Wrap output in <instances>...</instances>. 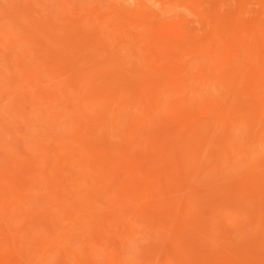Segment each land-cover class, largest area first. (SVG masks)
<instances>
[{
  "label": "rangeland",
  "instance_id": "374dc122",
  "mask_svg": "<svg viewBox=\"0 0 264 264\" xmlns=\"http://www.w3.org/2000/svg\"><path fill=\"white\" fill-rule=\"evenodd\" d=\"M263 27L264 0H0V264L261 263Z\"/></svg>",
  "mask_w": 264,
  "mask_h": 264
},
{
  "label": "bare ground",
  "instance_id": "6f19581e",
  "mask_svg": "<svg viewBox=\"0 0 264 264\" xmlns=\"http://www.w3.org/2000/svg\"><path fill=\"white\" fill-rule=\"evenodd\" d=\"M215 1H216V0H215ZM228 1H229V0H228ZM230 2H231V1H230ZM206 4H207V3H206ZM204 5H205V4H204ZM76 6H77V5H76ZM208 7H209V6H208ZM217 7H218V6H217ZM78 8H79V7H78ZM248 8H249V6H248ZM231 10H232V9H231ZM239 13H240V12H239ZM244 13H245V12H244ZM239 15H240V14H239ZM201 16H202V15H201ZM11 18H12V17H11ZM93 19H94V18H93ZM259 19H261V18H259ZM21 22H22V21H21ZM258 25H259V24H258ZM27 26H28V25H27ZM253 28H254V27H253ZM256 28H258V27H256ZM263 28H264V27H263ZM201 31H202V30H201ZM261 31L264 32V29L261 30ZM237 32H238V31H237ZM202 33H203V32H202ZM263 35H264V34H263ZM259 36H261V34H259ZM261 37H262V36H261ZM258 38H259V37H258ZM258 38H257V39H258ZM44 39H45V38H44ZM262 39H263V37H262ZM47 41H48V40H47ZM35 42H36V41H35ZM257 43H258V42H257ZM11 45H12V44H11ZM56 48H57V47H56ZM21 57H22V56H21ZM192 57H193V56H192ZM21 66L23 67V64H21ZM106 66H107V65H106ZM15 67H16V66H15ZM98 67H99V66H98ZM23 68H24V67H23ZM99 68H100V67H99ZM25 69H26V68H25ZM93 69L96 70L95 68H93ZM97 70H98V69H97ZM24 71H25V70H24ZM90 73H91V72H90ZM28 74H29V73H28ZM86 75H87V74H86ZM30 76H31V75H30ZM33 76H34V75H33ZM87 76H88V75H87ZM36 78H38V80H40L38 76H37ZM84 78H85V77L83 76V79H84ZM33 79H35V77H33ZM73 79H76V78H73ZM73 79H72L71 81H73ZM65 80H67V79H64L63 81H65ZM25 81H26V80H25ZM29 81H30V80H29ZM74 81H77V80H74ZM26 82H27V81H26ZM67 82H69V80H68ZM24 83H25V82H24ZM64 83H65V82H64ZM71 83L73 84V82H71ZM82 83H83V82H82ZM72 84H71V85H72ZM229 84H230V83H229ZM69 85H70V84H69ZM71 85H70V86H71ZM74 85H75V84H74ZM77 85H78V84H77ZM105 85H106V82H105ZM163 85H164V84H163ZM165 86H166V85H165ZM63 87H64V86H63ZM79 88H80V87H79ZM28 89H29V88H28ZM28 89H27V90H28ZM7 90H8V89H7ZM63 90H64V89H63ZM158 90H159V89H158ZM35 91H36V90H35ZM40 91H41V90L39 89V90L37 91V93H38V92L40 93ZM82 91H83V88H82V90H80V92H82ZM143 91L145 92V90H143ZM25 92H26V91H25ZM77 92H78V91H77ZM157 92H158V91H157ZM26 93L28 94L29 92L27 91ZM43 93H44V92H43ZM54 93H56V92H53V94H54ZM83 93L85 94L84 91H83ZM159 93H160V92H159ZM20 94H21V93H20ZM20 94H19V95H20ZM61 94H62V93H61ZM120 94H121V93H120ZM157 94H158V93H157ZM22 95H23V93H22ZM24 95H25V93H24ZM29 95H30V94H28L27 96H29ZM31 95H32V94H31ZM37 95H38V94H37ZM41 95H43V94H41ZM41 95H40V96H41ZM87 95H88V94H87ZM97 95H98V94H97ZM122 95H123V94H122ZM16 96H17L16 98H18V95H17V94H16ZM25 96H26V95H25ZM55 96H56V95H54V96H52V97H55ZM93 96H94V93H93ZM112 96H113V95H112ZM23 97H24V96H23ZM29 97H30V96H29ZM29 97H28V99H31V101H32V99H34V98H33V97H34L33 95L31 96L32 98H29ZM82 97H83V96H82ZM89 97H90V98L92 97L91 94L89 95ZM19 98H20V96H19ZM19 98H18V99H19ZM25 98H26V97H25ZM36 98H37V97H36ZM36 98H35V99H36ZM84 98H85V97H84ZM92 98H94V97H92ZM121 98H122V96H121ZM21 99H23V98H21ZM35 99H34V100H35ZM19 100H20V99H19ZM23 101H26V99H23ZM31 101H30V102H31ZM101 101H102V100H101ZM229 101H230V99H229ZM15 102H16V101H15ZM28 102H29V101H27V104H28ZM30 102H29V103H30ZM33 102H34V101H33ZM33 102H31L30 105L35 106V104H34V105L32 104ZM20 103H22V102L20 101ZM23 103L25 104V102H23ZM4 104H5V103H4ZM84 104H85V103H84ZM7 105H8V104H7ZM3 106H4V105H3ZM83 106H84V105H83ZM22 107H23V106H22ZM50 107L52 108L53 106H50ZM84 107H85V106H84ZM165 107H166V106H165ZM227 108H228V107H227ZM229 108H230V107H229ZM8 111H10V110H8ZM8 111H6V112H8ZM50 111H51V112H52V111L55 112L54 110H50ZM35 113H36V112H35ZM4 118H5V117H4ZM74 122H75V121H74ZM214 124H215V123H214ZM83 127H84V126H82V128H83ZM78 128L82 130L81 127H78ZM48 129H49V127H48ZM76 130H77V129H76ZM76 130H75V131H76ZM9 131H10V130H9ZM9 131H8V133H9ZM11 131H13V130L11 129ZM70 132H72V131L70 130ZM79 132L81 133V131H79ZM76 133H77V132H76ZM85 133H86V132H85ZM71 134H72V133H71ZM87 134H88V133H87ZM77 135L79 136V135H81V134L77 133V134L74 135V136H77ZM78 136H77V137H78ZM82 136H83V137H82ZM82 136H81L80 138H79V137H78V138H79V139H82V140H83V139H85V140L87 139L86 134H85L86 138H84V134H83ZM5 138H6V137H5ZM69 138H70V135H69ZM90 138H91V137H90ZM126 138H127V137H126ZM3 140H4V139H3ZM74 140H75V139H74ZM124 141H125V140H124ZM128 141H129V140H128ZM35 143H36V142H35ZM38 144H39V142H38ZM77 144H78V143H77ZM79 144H80V143H79ZM154 144H155V143H154ZM152 145H153V143H152ZM1 147H2V146H1ZM5 147H6V146H5ZM64 147H65V146H64ZM3 149H4V147H3ZM3 149H2V150H3ZM34 149H35V148H34ZM64 150H66V148L63 149V151H64ZM27 151H28V150H27ZM56 151H57V150H56ZM36 152H37V151H36ZM40 152H41V151H40ZM58 152H59V151H58ZM32 153H34V152H32ZM143 153H144V152H143ZM34 154H35V153H34ZM37 154H39V153H37ZM57 154H58L59 156H61V153H60V154H59V153H56L57 158H58V155H57ZM109 154H110V152H109ZM129 154H130V153H129ZM67 155H68V154H67ZM69 155H70V153H69ZM9 157H10V155H9L8 157H6V158H9ZM65 157H66V156H65ZM121 157H122V156H121ZM57 158H56V159H57ZM59 158H60V157H59ZM61 158H62V157H61ZM14 159H15V161H17V163H18V160H16V158H12V160H14ZM10 160H11V158H10ZM12 160H11V162H13ZM129 160H130V159H129ZM4 161H5V160H4ZM15 161L12 163V165L15 163ZM19 161H20V160H19ZM6 162H7V159H6ZM6 162H5V163H6ZM8 162L11 164L10 161H8ZM35 163H36V162H35ZM7 164H8V163H6V165H7ZM10 164H9V165H10ZM56 164H57V163H56ZM2 165H4V164H2ZM9 165H7L8 167L5 166V165L2 166V167H4V169H3V168L1 167V165H0V168H2L1 171H2V170H5V167L9 168L10 166H12V165H10V166H9ZM31 165H32V164H31ZM31 165H29V166H31ZM17 166H18V165H17ZM20 166H21V165H20ZM23 166H24V165H23ZM23 166H22V167H23ZM29 166H28V167H29ZM56 166L58 167V165H56ZM7 168H6V169H7ZM10 168H11V167H10ZM52 168H53V170H54V167H52ZM52 168H51V169H52ZM18 169H19V168H18ZM23 169H24V168H23ZM27 169H28V168H27ZM13 170H15V167H13ZM28 170H30V167H29ZM28 170H25V171H28ZM42 170H43V169H42ZM8 171H9V170H8ZM8 171L6 170V172H8ZM23 171H24V170H23ZM25 171H24V172H25ZM45 171H46V170H45ZM224 171H225V170H224ZM9 172H10V171H9ZM11 172H13V171H11ZM25 173H26V172H25ZM42 173H43V172H42ZM44 173H45V172H44ZM44 173H43L42 175H45ZM184 173H185V172H184ZM4 174H5V172H4ZM2 175H3V173H2ZM34 175H35V173H34ZM2 178H3V177H1L0 180H4L5 177H4L3 179H2ZM8 178H9V177H8ZM10 179H13V178H10ZM49 180H50V178H49ZM7 181H8V180L5 179V182H4V181H3V182L0 181V182H2V184L5 183V184H4V186H5V185H7V184H6ZM9 181H10V180H9ZM51 181H52V184H53V179H52ZM51 181H48V184H49V182H51ZM42 182H43V181H42ZM54 182H56V181H54ZM14 184H15V181H14ZM48 184H47V185H48ZM56 184H57V182H56ZM0 185H1V184H0ZM8 185H9V182H8ZM49 185H50V184H49ZM2 186H3V185H2ZM9 186H10V188H11L12 185L10 184ZM9 186H6V187L9 188ZM57 187H58V186H57ZM99 187H100V186H99ZM94 188H95V187H94ZM3 189H4V188H3ZM70 189H71V188H70ZM125 190H128V189H125ZM5 191H6V189H5ZM108 191H109V190H108ZM6 192H7V191H6ZM8 192H9V191H8ZM14 192H15V191H14ZM16 192H17V191H16ZM126 193H127V192H126ZM68 194H69V193H68ZM123 194H125V193H123ZM3 195H4V194H3ZM20 195H21V194H20ZM53 195H54V194H53ZM107 197H108V196H107ZM238 197H239V196H238ZM19 198H20V197H19ZM12 199H13V198H12ZM107 199H108V198H107ZM53 200H54V199H53ZM83 200H84V199H83ZM119 200H120V199H119ZM121 200H122V199H121ZM128 200H129V199H128ZM128 200H126V201H128ZM48 201H49V199H48ZM126 201H122V202H126ZM187 201H188V200H187ZM84 202H85V201H84ZM122 202H121V203H122ZM15 204H17V203H15ZM46 204H47V202H46ZM49 204H51V203H49ZM58 204H59V203H58ZM86 204H87V203H86ZM110 204H111V203H110ZM84 205H85V204H84ZM184 205H185V204H184ZM45 206H46V205H45ZM87 206H88V205H87ZM113 206H114V205H113ZM120 206H121V205H120ZM131 206H132V205H130V207H131ZM146 206H147V205H146ZM153 206H155V205H153ZM118 207H119V206H118ZM125 207H126V206H125ZM128 207H129V206H128ZM132 207H133V206H132ZM60 208H61V207H60ZM112 208H114V207H112ZM43 209H44V208H43ZM172 209H173V208H172ZM90 210H91V209H90ZM95 210H97V209H95ZM118 210H119V209H118ZM87 211H88V210H87ZM98 211H99V210H98ZM102 211H103V210H102ZM124 211H125V210H124ZM91 212H92V211H91ZM91 212H90V213H91ZM95 212H96V211H95ZM100 212H101V211H100ZM105 212H106V211H105ZM107 212H108V211H107ZM126 212H127V211H126ZM223 213H224V212H223ZM42 214H43V215H42ZM44 214H46V213H44V212L41 213L42 218L45 216ZM86 214H87V213H86ZM98 214H99V212H98ZM154 214H155V213H154ZM221 214H222V213H221ZM24 215H25V214H24ZM50 215H51V214H50ZM88 215H89V214H88ZM12 216H14V214H13ZM16 216H19V214H17ZM46 216H47V215H46ZM46 216H45V217H46ZM53 216H54V215H52L51 217H53ZM104 216H107V215H104ZM21 217H22V214H21ZM27 217H28V216H27ZM39 217H40V215H39ZM100 217H101V216H100ZM111 217H112V215H111ZM111 217H110V218H111ZM120 217H122V216H120ZM231 217H232V216H231ZM28 218H29V217H28ZM49 218H50V217H49ZM49 218H48V219H49ZM89 218H90V216H89ZM104 218H107V217H104ZM175 218H176V217H175ZM224 218H226V217H224ZM15 219H16V218H15ZM29 219H30V218H29ZM40 219H41V218H40ZM228 219H229V218H228ZM12 220H14V218L11 219L10 222H14V221H15V220H14V221H12ZM16 220H17V219H16ZM26 220H27V219H26ZM33 220H34V219H33ZM42 220H44V218H43ZM82 220H83V218H82ZM104 220H105V219H104ZM108 220H109V219H108ZM28 221L31 222V219L28 220ZM84 221H85V219H84ZM87 221H88V218H87ZM85 222H86V221H85ZM179 222H180V221H179ZM83 223H84V222H83ZM97 223H98V222H97ZM97 223H96V224H97ZM107 223H108V222H107ZM107 223H106V224H107ZM3 224H4V223H3ZM11 224H12V223H11ZM21 224H22V223H21ZM27 224H30V225H27V227H29V226H33V225H32V222H31V223H28V222H27ZM47 225H48V224H47ZM51 225H52L53 227H56V226H57V225L54 226V224H51ZM51 225H49V227H52ZM80 225H81V222H80ZM82 225H83V224H82ZM84 225H86V224L84 223ZM262 225H263V224H262ZM19 226H20V225H19ZM23 226H24V225H23ZM78 226H79V225H78ZM219 226H220V225H219ZM24 227H25V226H24ZM79 227H81L80 230L83 229L82 226H79ZM83 227H84V226H83ZM87 227H88V226H87ZM102 227H103V226H102ZM232 227H233V226H232ZM22 228H23V227H22ZM34 228H35V227H33V229H34ZM43 228H44V227H43ZM123 228H124V227H123ZM29 229H30V227H29ZM33 229L31 228L29 231H32ZM53 229H54V228H53ZM53 229H52V232L54 231ZM77 229H78V227H77ZM101 229H102V228H101ZM124 229H125V228H124ZM189 229H190V228H189ZM26 230H28V229H26ZM26 230H25V232H26ZM35 230H36V228H35ZM35 230H34L33 233H35ZM47 230H48V229H47ZM55 230H56V229H55ZM36 231L39 232L40 230L37 229ZM48 231H49V230H48ZM50 231H51V228H50ZM16 232H19V230L16 231ZM16 232H14V233H16ZM38 232H36V233H38ZM41 232H42V230H41ZM41 232H39V233L41 234V236H43L44 234L41 233ZM52 232H51V234H52ZM14 233H13V234H14ZM19 233H20V232H19ZM19 233H18V235H19ZM21 233H22V235H23V232H21ZM33 233H31V236H28L30 233L27 234V232H26V234H27L26 236H28V237H32ZM36 233H35V235H36ZM53 233L55 234V231H54ZM87 233H88V232H87ZM89 233H90V232H89ZM89 233H88V234H89ZM259 233H260V232H259ZM259 233H258V234H259ZM42 234H43V235H42ZM102 234H103V233H102ZM14 235H15V234H14ZM14 235H12V236L14 237ZM38 235H39V234H38ZM48 235H49V233H48ZM59 235H60V234H59ZM261 235H262V234H261ZM261 235H259V237H261ZM4 236H5V234H4ZM20 236H21V235H20ZM26 236L24 235V236H22L21 238H25ZM44 236H46V234H45ZM54 236H55V235H54ZM56 236H57V232H56ZM83 236H84V235H83ZM256 236H257V235H256ZM5 237H6V236H5ZM61 237H62V236H61ZM252 237H255V235L252 236ZM26 238H27V237H26ZM37 238H38V237H37ZM40 238H41V237H40ZM45 238H46V237H44L43 240H45ZM57 238H58V236H57ZM59 238H60V237H59ZM59 238H58V239H59ZM69 238H70V237H69ZM69 238L67 237V239H69ZM71 238H72V237H71ZM74 238H75V237H74ZM92 238H93V237H92ZM49 239H50V238H49ZM87 239H88V238H87ZM90 239H91V237H90ZM240 239H241V238H240ZM254 239H255V238H254ZM1 240L3 241V239H1ZM51 240H52V239H51ZM69 240H70V239H69ZM71 240H72V239H71ZM74 240H75V239H74ZM248 240H249V239L245 240V238H244V241H248ZM250 240H251V241L246 242V243H247V244L249 243L250 246H251V245L255 246L254 244H256L255 247H257V246L259 247V245H257V242H256L255 240H252V238H251ZM256 240H257V239H256ZM261 240H262V237H261ZM4 241H5V240H4ZM4 241H3V242H4ZM20 241H22V239H21ZM54 241L56 242V240H54ZM244 241H242V242L239 244V247H237V246H238V245H237L236 248H235V247H232V249L235 248V249L237 250V248L241 249V247H242V249H243L242 252H241V251L238 252L239 249L237 250V252H238V254H239V253H244V252H243V251H244V248H243L244 245H245V247H249V248H250V246H248L246 243H244ZM253 241H255V243H253ZM258 241H259V238H258ZM3 242H0V243H2V245H3ZM47 242H48V241H47ZM159 242H160V241H159ZM250 242H251V243H250ZM73 243H74V242H73ZM144 243H145V242H144ZM162 243H163V242H162ZM242 243H244V245H243ZM252 243H253V244H252ZM258 243H259V242H258ZM5 244H6V242H5ZM41 244H42V243H41ZM90 244H91V243H90ZM105 244H106V243H105ZM6 245H7V244H6ZM52 245H53V244H52ZM227 245H228V244H227ZM241 245H243V246H241ZM26 246H27V245H26ZM240 246H241V247H240ZM253 246H252V247H253ZM1 247H2V248L4 247L5 250H7V248H6L4 245L1 246ZM29 247H30V246H29ZM76 247H77V246H75V248H76ZM255 247H254V248H255ZM258 247H257V255H258V252H259ZM20 248H21V247H20ZM23 248H24V247H23ZM26 248H27V247H26ZM47 248H48V247H47ZM77 248H78V247H77ZM81 248H82V247H81ZM229 248H230V247H229ZM27 249H30V248H27ZM246 249H248V248H246ZM250 249H252V248H250ZM3 250H4V249H3ZM45 250H46V249H45ZM26 251H27V250H26ZM108 251H110V250H108ZM78 252H79V251H78ZM195 252H196V250L194 251V253H195ZM198 252H199V254L201 255L202 252L200 253V251L197 250V253H198ZM253 252H254V251H253ZM255 252H256V251H255ZM54 253H55V252H54ZM79 253H80V252H79ZM181 253H182V252H181ZM197 253H196V255H198ZM18 254H19V253H18ZM80 254H81V253H80ZM209 254H210V253H209ZM55 255H57V253H56ZM55 255H54V256H55ZM100 255H101V254H100ZM228 255H229V254H228ZM234 255H235V256H238V255H236V254H234ZM244 255H245V253H244ZM20 256H22V255H20ZM179 256H180V260H182V259H181L182 255H179ZM214 256H215V255H214ZM214 256H213V257H214ZM241 256H243V255L241 254ZM241 256H238L239 259H241ZM245 256H246V255H245ZM254 256H255V255H254ZM254 256H253V257H254ZM258 256L263 257V258L261 259V263H259V260H258V259H256L255 261H253V263L255 262V264H257V263L262 264V263H263V259H264V253H263V255H262V254H259ZM3 257H4V256H3ZM52 257H53V254H52ZM120 257H121V256H120ZM197 257H198V256H197ZM197 257H196V258H197ZM200 257H201V259H204V258H202V257H204L203 255H202V256H199L198 258H200ZM225 257H228V258L230 257V258L228 259V258H225ZM231 257H232V258H231ZM243 257H244V256H243ZM101 258H102V257H101ZM165 258H166V257H165ZM182 258L184 259V257H182ZM205 258H206V257H205ZM256 258H257V257H256ZM30 259H31V258H30ZM201 259H200V260H201ZM223 259H225V261H223V264H225V263H227L228 261L231 262L234 258H233V256H225V255H224ZM223 259H222V260H223ZM231 259H232V260H231ZM236 259H237V258H236ZM242 259H245V260H246V258H242ZM253 259H254V258H253ZM118 260H119V259H118ZM247 260H248V259H247ZM250 260H251V258H250ZM250 260H249V262H251ZM197 261H199V260L197 259ZM204 261H205V260H204ZM207 261H210V262L212 263L213 260H212V258H211V259H209V260H207ZM226 261H227V262H226ZM243 261H244V260H243ZM257 261H258V262H257ZM32 262H33V261H32ZM205 262H206V261H205ZM210 262H209V263H210ZM224 262H225V263H224ZM229 262H228V263H229ZM232 262H235V259H234ZM244 262H246V261H244ZM26 263H27V261H26ZM43 263H44V262H43ZM164 263H165V261H164ZM181 263H182V262H181ZM228 263H227V264H228ZM176 264H177V262H176ZM183 264H184V263H183ZM196 264H197V263H196ZM204 264H205V263H204ZM207 264H208V263H207ZM213 264H216V263L214 262ZM229 264H230V263H229Z\"/></svg>",
  "mask_w": 264,
  "mask_h": 264
}]
</instances>
